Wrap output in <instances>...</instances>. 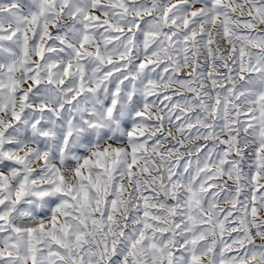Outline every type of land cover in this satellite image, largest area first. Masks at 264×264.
Listing matches in <instances>:
<instances>
[{
  "label": "snow or ice",
  "instance_id": "1",
  "mask_svg": "<svg viewBox=\"0 0 264 264\" xmlns=\"http://www.w3.org/2000/svg\"><path fill=\"white\" fill-rule=\"evenodd\" d=\"M0 264H264V0L0 2Z\"/></svg>",
  "mask_w": 264,
  "mask_h": 264
},
{
  "label": "rangeland",
  "instance_id": "2",
  "mask_svg": "<svg viewBox=\"0 0 264 264\" xmlns=\"http://www.w3.org/2000/svg\"><path fill=\"white\" fill-rule=\"evenodd\" d=\"M0 2H3V0H0ZM165 131H167V126L165 127ZM257 243H259V241H257Z\"/></svg>",
  "mask_w": 264,
  "mask_h": 264
}]
</instances>
